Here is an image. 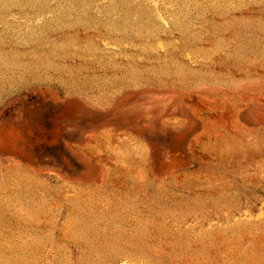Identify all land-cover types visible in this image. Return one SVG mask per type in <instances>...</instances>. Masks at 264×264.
Returning a JSON list of instances; mask_svg holds the SVG:
<instances>
[{"label":"rangeland","instance_id":"374dc122","mask_svg":"<svg viewBox=\"0 0 264 264\" xmlns=\"http://www.w3.org/2000/svg\"><path fill=\"white\" fill-rule=\"evenodd\" d=\"M0 264H264V0H0Z\"/></svg>","mask_w":264,"mask_h":264}]
</instances>
